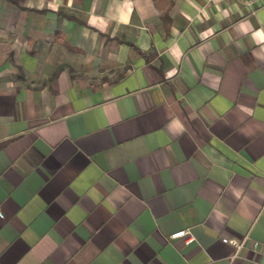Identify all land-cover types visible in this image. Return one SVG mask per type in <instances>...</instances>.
Segmentation results:
<instances>
[{"label":"crops","instance_id":"0c3cea01","mask_svg":"<svg viewBox=\"0 0 264 264\" xmlns=\"http://www.w3.org/2000/svg\"><path fill=\"white\" fill-rule=\"evenodd\" d=\"M0 212V264L264 263V0H0Z\"/></svg>","mask_w":264,"mask_h":264},{"label":"built area","instance_id":"2783aa9c","mask_svg":"<svg viewBox=\"0 0 264 264\" xmlns=\"http://www.w3.org/2000/svg\"><path fill=\"white\" fill-rule=\"evenodd\" d=\"M238 3L242 4V5H247L250 6L252 5L256 0H235ZM0 217H2V213L0 212ZM188 234L187 230H182V231H178L176 233H173L169 236L170 239H176V238H180V237H184ZM192 240L188 239L187 243H190ZM223 243H227V244H231L233 245L236 249L241 248L244 245V241H236V240H229V239H222ZM254 247L258 246V243H253ZM260 264H264V263H260Z\"/></svg>","mask_w":264,"mask_h":264}]
</instances>
